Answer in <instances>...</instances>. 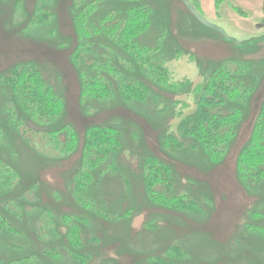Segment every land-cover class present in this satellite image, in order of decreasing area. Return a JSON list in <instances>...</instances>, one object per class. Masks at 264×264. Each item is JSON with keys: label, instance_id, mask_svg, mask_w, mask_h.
I'll return each instance as SVG.
<instances>
[{"label": "rangeland", "instance_id": "374dc122", "mask_svg": "<svg viewBox=\"0 0 264 264\" xmlns=\"http://www.w3.org/2000/svg\"><path fill=\"white\" fill-rule=\"evenodd\" d=\"M95 1V8L85 18L86 29L79 32L75 22ZM190 1L207 20L239 41L264 36V0ZM134 2L152 9L148 27L136 37L149 49L147 55L167 68L179 87L169 89L147 81L149 94L143 101L126 102L118 93L108 100L91 101L82 95L80 63L84 58L119 62L123 53L111 37L100 32V25L125 16ZM85 45L91 47L89 52ZM29 63L63 98V113L53 122L31 120L12 98L6 77ZM221 63L248 64L246 79L251 87L238 105L243 119L235 128L226 157L211 163L199 148L170 151L163 138L177 133L181 118L195 108L196 86ZM119 64L125 80L146 81L141 72H128ZM263 100L264 38L237 45L202 25L181 0H0V125L5 141L0 144V153L19 176L16 190L36 184L33 194L42 200L37 209L51 207L54 218H60L61 212L84 211L72 198L70 183L81 167L85 130L90 125H114L122 132L120 150L103 166L95 167L94 175L97 179L104 175L100 188L105 210L113 216L129 209L130 215L105 220L88 212L90 224L85 227V237L96 240L86 245L91 256L88 264H150L152 257H170L175 247L182 252L172 259L177 264H264V182L242 178L237 167ZM5 108L15 112V120L21 119L26 127L40 130L36 134L62 128L63 142L70 133H76L78 146L74 151H59L50 135L27 143ZM148 154L169 165L168 194L195 199L203 211L169 208L150 201L142 177V160ZM115 166L116 170H109ZM105 169L108 171L103 173ZM26 199L39 203L30 196ZM1 203L0 208L4 207ZM15 208L9 218L23 228V235L8 232L15 245L8 246L4 241L6 225L0 226L5 228L0 233L6 234L0 239L4 241L0 254L5 262L33 254L38 242L31 220L18 223L12 214L20 213L18 202ZM65 261L49 264H74Z\"/></svg>", "mask_w": 264, "mask_h": 264}, {"label": "trees", "instance_id": "16d2710c", "mask_svg": "<svg viewBox=\"0 0 264 264\" xmlns=\"http://www.w3.org/2000/svg\"><path fill=\"white\" fill-rule=\"evenodd\" d=\"M95 4L96 1L90 2L82 11L83 18H80L81 14L75 22L79 32L84 31L83 27L86 29L84 25L86 15L95 8ZM151 10L148 5L134 2L125 10V16L120 15L116 21L112 19L101 23L100 32L108 38L111 37L119 46V52L123 54L118 63H112L110 60L83 59L84 63H80L83 71L80 72L83 97L91 101H102L111 99L118 93L126 102L143 101L149 94L147 81L169 89L179 87V84L171 79L168 69L159 62L157 63L152 55H147L149 49L143 46L136 37L148 27V13ZM85 46L84 49L89 52L91 47ZM119 63L128 72H141L146 77V81L142 79L125 80ZM247 67L249 65L243 63H221L207 80L199 83L194 90L198 92L195 108L181 118L177 133H170L163 138L164 146L170 151L186 147L199 148L204 152L206 161L211 163L222 161L226 157L230 143L236 136L235 128L243 119L242 110L238 105L251 89L246 79L249 74V71L246 74ZM6 81L12 90L14 102L31 120L53 122L62 115L64 110L62 96L45 81L38 68L31 63L13 70L6 77ZM230 105L235 107L227 109ZM5 109L12 125L27 143H33L32 141L38 136L41 138V136L50 135L51 139L57 141L56 148L59 151H74L78 146L76 133H70L69 139L63 142L59 133L62 128L46 129L42 134H36L40 130L26 127L21 119L15 120L14 117L17 116L15 112ZM3 137L4 130L0 125V140L2 139L0 144L5 142ZM83 139L81 167L70 183V191L75 203L84 211L80 210L76 214L75 212H61L60 218H54L55 212L49 206L37 209V205L42 204V200L33 194L32 190L35 189L36 184L29 185L23 191L16 190L19 188V176L0 153V202L4 205L0 208V226L6 225V229L1 227L0 230L5 229L7 234V239L4 241L7 240L8 246H15L12 240L8 239V232L23 235V228L20 229V226L9 218L11 211L16 210L17 202L21 206L20 213L12 214L18 217V223H24L29 218L38 239L32 251L33 254H28L23 258L7 259L6 262L4 256L0 254V264H49L63 261L65 263L66 259H69V263L88 264L91 256L87 252L86 245L96 243L94 238L85 237V227L90 224L88 212L92 211L105 220L127 218L128 214L130 215L129 209H124L120 214H113V216L105 210L106 200L101 198L100 188L104 175L101 174L99 179L94 175L95 167L103 166L112 154L120 150L121 130L114 125H90L86 128ZM58 143L61 144L58 146ZM142 161L143 184L147 188L150 201L169 208L187 209L193 212L203 211L195 199L168 194L166 185L170 167L165 161L153 154H148ZM237 167L242 178L248 177L264 182V100L255 117L250 139L239 154ZM116 169L115 166L114 169L109 170ZM107 171L105 169L102 172ZM29 196L35 202L39 200V203L29 202L26 199ZM5 235L0 233V239ZM37 248H39L38 252ZM169 255L170 257H152L150 264H177L172 259L181 256L182 252L175 247L170 250Z\"/></svg>", "mask_w": 264, "mask_h": 264}, {"label": "water", "instance_id": "95a60500", "mask_svg": "<svg viewBox=\"0 0 264 264\" xmlns=\"http://www.w3.org/2000/svg\"><path fill=\"white\" fill-rule=\"evenodd\" d=\"M183 2V4L185 5V7L187 8V10L195 17V19H197L202 25L211 28L217 32H219L225 39L230 40L235 42L237 45H241L247 42H251L253 40H257L260 38H264L263 37H258V38H250L247 40H242L239 41L231 36H229L226 31L224 29H222L221 27L213 24L212 22H210L209 20H207L199 11L198 9L195 7V5L190 1V0H181Z\"/></svg>", "mask_w": 264, "mask_h": 264}]
</instances>
